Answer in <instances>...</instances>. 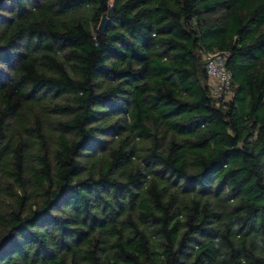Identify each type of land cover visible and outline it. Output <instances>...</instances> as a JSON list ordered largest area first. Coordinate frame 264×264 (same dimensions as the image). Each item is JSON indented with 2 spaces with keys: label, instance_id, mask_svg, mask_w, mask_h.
Segmentation results:
<instances>
[{
  "label": "trees",
  "instance_id": "1",
  "mask_svg": "<svg viewBox=\"0 0 264 264\" xmlns=\"http://www.w3.org/2000/svg\"><path fill=\"white\" fill-rule=\"evenodd\" d=\"M0 264H264V0H0Z\"/></svg>",
  "mask_w": 264,
  "mask_h": 264
},
{
  "label": "built area",
  "instance_id": "2",
  "mask_svg": "<svg viewBox=\"0 0 264 264\" xmlns=\"http://www.w3.org/2000/svg\"><path fill=\"white\" fill-rule=\"evenodd\" d=\"M207 77L210 81L212 94L216 99H229L231 96V76L226 70L227 53L212 52L204 55Z\"/></svg>",
  "mask_w": 264,
  "mask_h": 264
},
{
  "label": "water",
  "instance_id": "3",
  "mask_svg": "<svg viewBox=\"0 0 264 264\" xmlns=\"http://www.w3.org/2000/svg\"><path fill=\"white\" fill-rule=\"evenodd\" d=\"M110 16H111V14L109 13V14H108V17H110ZM107 22H108V19L105 18V17H103V18L101 19V22H100L99 26H98V30H99V31H103L104 28H105V26H106V24H107Z\"/></svg>",
  "mask_w": 264,
  "mask_h": 264
},
{
  "label": "rangeland",
  "instance_id": "4",
  "mask_svg": "<svg viewBox=\"0 0 264 264\" xmlns=\"http://www.w3.org/2000/svg\"><path fill=\"white\" fill-rule=\"evenodd\" d=\"M209 84H211L210 81H209Z\"/></svg>",
  "mask_w": 264,
  "mask_h": 264
}]
</instances>
